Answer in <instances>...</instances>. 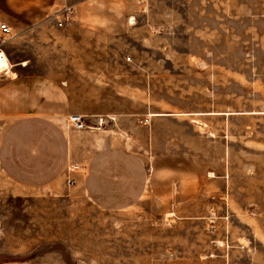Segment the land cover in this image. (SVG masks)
I'll return each mask as SVG.
<instances>
[{"label": "rangeland", "instance_id": "rangeland-1", "mask_svg": "<svg viewBox=\"0 0 264 264\" xmlns=\"http://www.w3.org/2000/svg\"><path fill=\"white\" fill-rule=\"evenodd\" d=\"M68 1L66 40L40 43L65 50L73 104L109 113L96 175L120 181L96 197L81 166L68 186V119L13 126L0 264H264V0Z\"/></svg>", "mask_w": 264, "mask_h": 264}, {"label": "crops", "instance_id": "crops-1", "mask_svg": "<svg viewBox=\"0 0 264 264\" xmlns=\"http://www.w3.org/2000/svg\"><path fill=\"white\" fill-rule=\"evenodd\" d=\"M28 2L35 7L27 5ZM66 5H71L68 0H0V20L12 27L11 36L1 44L11 69L0 84V137L12 134L10 130L13 126L17 128L24 121L65 120L71 113L84 115L86 128L76 129L66 122V127L59 130L58 158L66 159V163L70 160L79 163L84 169L78 174L82 176L81 182L77 172L73 173L74 177L87 192L98 197L100 193L111 189L104 186L94 188V184L108 185L120 181L118 177H108L114 179L110 182V179H101L96 175V169L101 168L106 157L99 148L106 144V148H109L106 153L114 154L112 157L119 151L112 150V137L107 133L108 130L99 127V118L109 113L101 112L96 106L83 110L73 104L70 91L73 80L66 74L65 50L62 51V61L58 53L54 58H47L49 46L40 43L42 40L55 41L61 36L66 40V32L61 33L56 18L47 14L57 6ZM96 80L101 82L103 75L98 74ZM78 84L83 86L82 81ZM45 161L47 164L44 165L50 167L49 157ZM140 183L147 185L150 181ZM67 184L69 187L76 185H70L68 181ZM140 195L141 191H138L131 198L140 199Z\"/></svg>", "mask_w": 264, "mask_h": 264}, {"label": "built area", "instance_id": "built-area-1", "mask_svg": "<svg viewBox=\"0 0 264 264\" xmlns=\"http://www.w3.org/2000/svg\"><path fill=\"white\" fill-rule=\"evenodd\" d=\"M140 2H146L147 0H139ZM74 13V8L72 5H66L57 15V25L62 27L66 24V21L69 20ZM12 34V27L11 25L3 20H0V36H1V43H0V63L7 62L6 65L0 67V73L8 74L10 72V64L8 61V57L3 50L1 44L6 42ZM131 57L128 56V59ZM104 118H99V122L103 123ZM68 122L70 125L75 127L76 129H84L87 126L86 119L84 115L80 113H71L68 116ZM81 170V165L76 162H71L68 166V176L67 181L70 185H75L77 180L74 177L73 173L78 172Z\"/></svg>", "mask_w": 264, "mask_h": 264}, {"label": "bare ground", "instance_id": "bare-ground-1", "mask_svg": "<svg viewBox=\"0 0 264 264\" xmlns=\"http://www.w3.org/2000/svg\"><path fill=\"white\" fill-rule=\"evenodd\" d=\"M7 62L0 63V67L6 65ZM263 105H264V99H263Z\"/></svg>", "mask_w": 264, "mask_h": 264}]
</instances>
